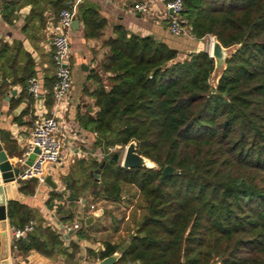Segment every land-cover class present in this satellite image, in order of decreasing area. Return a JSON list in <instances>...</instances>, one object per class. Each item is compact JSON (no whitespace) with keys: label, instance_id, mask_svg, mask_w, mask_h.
Returning a JSON list of instances; mask_svg holds the SVG:
<instances>
[{"label":"trees","instance_id":"trees-1","mask_svg":"<svg viewBox=\"0 0 264 264\" xmlns=\"http://www.w3.org/2000/svg\"><path fill=\"white\" fill-rule=\"evenodd\" d=\"M15 8L4 2L7 20ZM80 13L86 36H100L106 20L97 9L83 6ZM181 16L197 39L211 35L236 46L216 87L208 51L180 60L178 49L121 25L102 64L109 84L92 74L99 111L85 125L96 143L107 150L136 141L159 166L125 168L108 158L94 197L120 200L123 186H134L140 214L128 241L107 242L99 256L122 251L117 264H264V0H184ZM101 163L81 160L79 175L69 174L76 198ZM167 165L177 172L164 176ZM35 181H22V188L33 191ZM8 216L13 227H24L33 211L11 200ZM26 238L16 240L25 252L55 257L63 250L50 227L35 225Z\"/></svg>","mask_w":264,"mask_h":264},{"label":"crops","instance_id":"crops-1","mask_svg":"<svg viewBox=\"0 0 264 264\" xmlns=\"http://www.w3.org/2000/svg\"><path fill=\"white\" fill-rule=\"evenodd\" d=\"M13 1L16 8L10 20L4 16V2ZM146 5V10L136 8ZM64 9H70L80 24L68 30L71 42L70 66L73 85L69 95L55 104L53 84L56 80V66L53 58V36ZM93 5L106 20L102 34L87 37L80 10ZM62 9V10H61ZM171 12L159 0H0V139L8 153L12 165L21 166V158L30 138L34 123L57 108L59 132L57 137L66 146L63 156L57 163L50 164L47 176L57 183L54 189L46 182L36 180L33 191L26 192L24 181L11 184L5 190L7 206L6 259L9 264H100V252L106 243H123V231L116 226V213L113 209L124 200L106 199L103 195H93L95 176L87 193L81 192L76 198L67 177L70 173L79 175L78 163L81 160L104 161V154L112 157L116 149H105L96 143L97 133L86 127L88 117H96L99 107L91 93L97 83L92 77L98 73L105 84L111 75L103 70L102 64L109 53L107 41L115 34L119 25L130 33L142 36L152 35L178 49L179 59L187 58L202 45L209 51L205 39H197L191 32L175 35L170 30ZM74 23V22H73ZM183 56V57H182ZM37 77L42 85V100L39 102L29 90V79ZM28 84V88L25 85ZM6 139L11 140L10 154L6 149ZM112 152V153H111ZM102 164V163H101ZM100 167V166H99ZM98 167V168H99ZM33 179L27 180L32 181ZM3 180L0 181V184ZM58 194L60 196H55ZM93 195V196H91ZM11 200L28 206L33 211L34 225L50 227L61 242L62 252L49 257L36 249L20 250L16 245L13 225L8 216ZM92 204L96 208H92ZM99 211V214L96 213ZM93 216L89 225L88 217ZM78 223L79 229L73 228ZM0 227V264L4 261V248ZM79 231L84 236L79 237ZM123 236V235H122ZM27 242L26 235L20 238ZM78 245L77 249L72 246Z\"/></svg>","mask_w":264,"mask_h":264},{"label":"built area","instance_id":"built-area-1","mask_svg":"<svg viewBox=\"0 0 264 264\" xmlns=\"http://www.w3.org/2000/svg\"><path fill=\"white\" fill-rule=\"evenodd\" d=\"M164 3L166 8L171 12L170 30L175 35H184L189 32L186 25L187 20L181 16L184 9V0H159ZM136 8L141 11L146 10V5L137 4ZM75 14L70 9H63L59 14L58 23L53 36L54 45V62L56 66V81L53 85L55 104L66 98L72 88V70L70 66L71 42L68 30L71 29ZM212 37V36H211ZM30 93L37 99L41 96L42 85L39 78L32 77L29 79ZM59 120L57 108H53L42 119L34 123L30 138L25 146L23 157L20 159L23 164L29 155L36 148L40 152L36 155L33 163L23 168V171L16 176V182L36 179L39 182H45L47 177V168L50 164L57 163L61 157L62 142L58 139ZM127 146V145H126ZM125 146V147H126ZM122 148L121 146H117ZM110 150L113 148H109ZM3 180L2 171L0 170V181ZM92 208H96L92 204ZM34 221H30L24 227H13V234L16 239L27 235L34 230ZM73 228L79 229L80 225L75 223Z\"/></svg>","mask_w":264,"mask_h":264},{"label":"water","instance_id":"water-1","mask_svg":"<svg viewBox=\"0 0 264 264\" xmlns=\"http://www.w3.org/2000/svg\"><path fill=\"white\" fill-rule=\"evenodd\" d=\"M172 12V11H170ZM73 25H79V20L75 19L73 21ZM211 43H213L211 46L209 45V54L214 58L215 60V68L213 71V74L218 73L216 84L213 85L214 87L217 86L218 81L220 77L222 76L225 68H226V60L228 57H230L235 49L236 46L231 47H225L216 36L211 37ZM232 49V51H231ZM204 50V45L198 50L201 51ZM215 91V90H214ZM43 96L41 95L39 97V102L42 100ZM40 152L39 148H36L33 153H31L26 160V162L21 166H15L12 165V162L10 160V157L8 153L6 152L3 143L0 139V170L2 171L3 176V183L0 184V227L3 229L2 231V241H3V248H4V261L2 264H9L8 260L6 259V253L8 248V242H7V225H8V219H7V206L8 202L6 200L5 190L11 186V184H16V176L19 175L21 171H23V168L27 165H31L36 158V155ZM109 155L104 154V161L100 165L99 168L93 171V174L95 176L94 185L98 186L100 184V178L102 174L103 168L109 164L108 160ZM112 158L115 160H121V166L125 168H159L157 163L149 159L148 157L140 154L137 151V143L136 141L130 142L126 148L123 156L121 157L118 152L114 153L112 155ZM177 172V169L171 165H167L164 170L163 174L164 176H169ZM45 182L52 188L57 187V183L53 180L51 175H48L46 177ZM97 214H99V211H96ZM93 216H90L86 220V224L89 225L91 221L93 220ZM122 255V251H116L114 254L105 257L100 261V264H117L119 258Z\"/></svg>","mask_w":264,"mask_h":264},{"label":"rangeland","instance_id":"rangeland-1","mask_svg":"<svg viewBox=\"0 0 264 264\" xmlns=\"http://www.w3.org/2000/svg\"><path fill=\"white\" fill-rule=\"evenodd\" d=\"M205 40L207 41V44H210L211 43V35L206 37ZM231 51H232V49H231ZM178 59H179V56H178ZM217 76H218V73H215L212 75L211 83L213 85L216 84ZM125 148L126 147H124V148L115 147L114 149H116V151L122 157L124 152H125ZM65 149H66V146H63L61 149V157L63 156ZM122 195L124 196V200L121 201V203L118 204L113 209V212L116 213V223H117L116 226H118V229H121L123 231V233H121V240H122V238H129L131 233H133L135 231L133 215H134V213H137V216L140 214V210L137 206L138 200H137V189H136V187L131 186V185H124ZM91 196H93V195H91Z\"/></svg>","mask_w":264,"mask_h":264},{"label":"bare ground","instance_id":"bare-ground-1","mask_svg":"<svg viewBox=\"0 0 264 264\" xmlns=\"http://www.w3.org/2000/svg\"><path fill=\"white\" fill-rule=\"evenodd\" d=\"M213 43H210L209 45L211 46Z\"/></svg>","mask_w":264,"mask_h":264}]
</instances>
